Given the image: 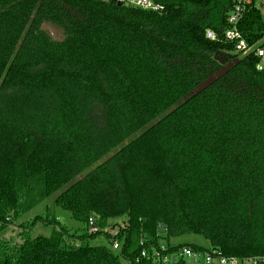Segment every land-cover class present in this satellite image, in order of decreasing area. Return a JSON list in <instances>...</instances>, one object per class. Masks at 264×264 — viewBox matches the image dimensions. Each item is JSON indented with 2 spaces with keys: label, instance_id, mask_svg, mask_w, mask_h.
I'll return each mask as SVG.
<instances>
[{
  "label": "trees",
  "instance_id": "trees-1",
  "mask_svg": "<svg viewBox=\"0 0 264 264\" xmlns=\"http://www.w3.org/2000/svg\"><path fill=\"white\" fill-rule=\"evenodd\" d=\"M255 1L237 24L249 45ZM165 3L0 0V264H189L155 260L161 243L264 264V69L224 38L232 0ZM54 194L82 227L48 212L3 237ZM38 220L49 236H30ZM107 227L117 252L88 244L112 247ZM188 234L208 248L170 243Z\"/></svg>",
  "mask_w": 264,
  "mask_h": 264
},
{
  "label": "built area",
  "instance_id": "built-area-1",
  "mask_svg": "<svg viewBox=\"0 0 264 264\" xmlns=\"http://www.w3.org/2000/svg\"><path fill=\"white\" fill-rule=\"evenodd\" d=\"M115 4L120 3L121 6L138 8L151 12H159L165 10L166 3L165 0H110ZM254 0H232L231 11L227 16V22L230 24V28L224 31V38L229 41H234L236 52H253L258 58L257 68L259 70L264 69V37L259 42L249 45L246 39L243 37L242 32L238 29V22L243 17L247 9L252 6ZM256 7L264 6V0H256ZM206 37L211 40H216L218 35L212 30L206 31ZM89 232H96L97 227L94 224V218H89ZM108 232L111 237V243L113 249H118L120 243L117 239H114L115 235L118 233V228L107 227L104 230ZM168 246L165 243H161L158 249L153 252V258L157 261L164 263L179 260L181 258L186 259L188 257H196L200 251H195L188 246H182L174 251L167 252ZM204 254L205 264H257L260 258L257 257H235V256H224L218 250H212L210 252L202 253ZM141 256H146L145 250H142Z\"/></svg>",
  "mask_w": 264,
  "mask_h": 264
},
{
  "label": "rangeland",
  "instance_id": "rangeland-1",
  "mask_svg": "<svg viewBox=\"0 0 264 264\" xmlns=\"http://www.w3.org/2000/svg\"><path fill=\"white\" fill-rule=\"evenodd\" d=\"M261 11V15L264 21V6L259 7ZM55 35L60 36L61 31L57 28L54 29ZM59 31V32H58ZM264 41V40H263ZM56 194L52 195L51 197L47 198L45 201L34 207L30 212L24 215L19 221L15 223H11L6 231L3 232V237L6 239H11L14 244L21 243L22 239L19 236V232L21 231V227L19 228V223H26L31 222V218L35 216H43L45 217L46 214L49 212L57 217V221L62 225L66 226L71 232H74L76 229L82 227V224L78 221L72 219L67 211L61 210L57 208L53 200ZM54 224H47L45 220H38L35 224H33L30 236L37 237L39 235L49 236L52 230L54 229ZM89 232V229H88ZM171 244H196L199 246H203L208 248V242L201 236L188 234L183 235L176 238L170 239ZM89 245H105L108 246L112 251L117 252L111 247V244L105 240L103 236H97L96 238H92L88 240ZM204 254L199 253L196 257H188L186 258L189 264H204Z\"/></svg>",
  "mask_w": 264,
  "mask_h": 264
},
{
  "label": "water",
  "instance_id": "water-1",
  "mask_svg": "<svg viewBox=\"0 0 264 264\" xmlns=\"http://www.w3.org/2000/svg\"><path fill=\"white\" fill-rule=\"evenodd\" d=\"M111 2H113V1H111ZM116 5L117 6H121L120 3H116ZM42 29L49 30L53 35H55V32H54L55 31L54 30L55 28L53 26H50L48 24L43 23ZM216 58L219 59V60H221L220 57H216ZM159 232H161V233H164L165 232V225L164 224H159Z\"/></svg>",
  "mask_w": 264,
  "mask_h": 264
}]
</instances>
